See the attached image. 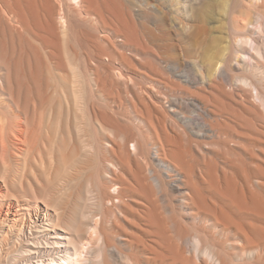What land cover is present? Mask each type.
I'll return each mask as SVG.
<instances>
[{
	"label": "bare ground",
	"instance_id": "bare-ground-1",
	"mask_svg": "<svg viewBox=\"0 0 264 264\" xmlns=\"http://www.w3.org/2000/svg\"><path fill=\"white\" fill-rule=\"evenodd\" d=\"M239 1H242L243 3L248 2L251 6L254 7V9L257 6L259 7L264 6V0H239ZM236 3H237V0H205V1L204 0H0V63L3 65V69H4L3 73H5L3 76V80L1 78L0 80H2V84L8 87L9 89L15 88V90L17 89L19 91L23 87V82H22V79H23L22 72H24L22 69V65H23V67H25V70L27 71V75H28L27 77L29 78V80L33 84L39 83L40 69L37 63V58L39 54L36 51H32L28 47L23 46L22 38L24 36L23 34H25L24 32L31 34L34 37V39L39 41L43 45L44 49L46 50V54H48L49 57L51 56V58H60L61 53H62V43L68 42L69 44H71V47L69 48H71L72 50L74 47H78L81 49H85L87 47L93 48L96 52V57L100 59V55L103 54V50L99 47V44L97 42L98 39L96 41L95 36L91 35L89 31H88L89 34L75 31L77 26L81 27L84 25V22L82 20L80 21V19H78L76 15V12H78L77 10L81 8H84V10H86V12H88L89 14L91 13L95 15L98 19L99 24L105 29V31L107 30L110 33L112 38L116 40L121 39V43H120L121 48H123L124 51L130 52V55H127L124 52L121 53V51L119 53L118 52L119 49L117 51L119 58L126 66H128L131 70L136 71L137 69L135 66V63H136L135 56L137 58L140 57L141 58V59L139 58L140 62L137 61V64L140 65L142 69H145L147 72H150V75L152 73H156L155 64H157L156 61L160 59V56L158 55L159 51L157 53L152 47L153 45H151V41L155 40V38H153L154 36L148 35L149 36L148 38H150V36L151 38H153L149 40L146 36L147 34L142 32L140 25L143 26V23L140 24V21H139L140 18L138 19L140 13L142 12V14H144L145 17L150 16L154 18L155 19V22H153L154 24L156 23V20H157L161 22L164 27L169 25V27L173 26L174 28H176L178 30V32L176 33L177 36L179 34L180 36H182L181 38L184 39L181 46L177 44L180 47L179 49L180 53L178 52L179 50L177 51L178 54H180L178 56L182 58V61L185 63V65L187 64L188 66L191 67V69L194 70V74L192 75V77L186 76L187 78L185 79V82H184L186 87L182 88L179 86L181 85L179 83L181 81H178L179 84L177 85L173 84L174 87H172L171 83L169 82L170 80L169 81L165 80L166 76L163 77L165 81H163V79L155 80L156 78L153 80V78H151L149 74H147V72L144 71L143 72L144 74H141L143 75V78L145 77L147 80H150L149 82L156 84L157 86H163L167 92L164 94L160 92L156 93L157 90L156 91L154 90L155 88L152 87L153 86L152 84V86H150V89L148 87V92L146 94L145 93L143 94L142 92L144 91L142 90L138 91L140 89H137L136 86H134L136 88L135 92L137 94H135V102H133L132 105H129V106L133 109L132 112L134 113L133 116L137 118L136 121L139 120L146 126V133L150 134L151 137L153 138L164 141V145L160 148L159 151L161 152L163 156L170 157V159L174 162V166L173 167L171 166V167L174 168L175 171H178L176 172L177 173L176 176L172 178L170 176H167L169 177L170 181L167 183V179H166L165 182L166 184H168L167 186L171 187L178 194H180L181 197L179 198L181 202L186 204L184 205L185 208L191 211L192 213L191 218L193 219V221L195 222L197 221L199 224L204 226V229H203V231L205 232L204 237H199L196 239L192 237L193 235L191 236V239L192 238L196 239V242L195 241L194 242L197 243V246H198V247L195 246L196 244L194 243V247H195L194 249H197V248L200 249L199 246L203 245L206 242V238L207 239H210L212 237H218L219 239L228 238L230 241H232L231 248L233 250V256L238 262V261H243L245 259H258L260 257H264V99H263L262 93L260 92L262 87H260V90H259L258 87L254 86L252 88L254 95H251L252 85L249 90L247 89V87L250 84H248L247 82L243 83V81H241L242 82L241 84H244V86L242 87L240 86L239 88L235 86L239 90L234 91L232 89L231 91L230 86H228L230 87V89H227L228 87L224 88L223 84L221 83L222 78L220 77L222 76L221 74L224 71L223 68L225 66L223 67V65L229 62L227 59V56H231L232 59L230 60V62L231 61L234 62V66L238 69L240 65H242V63L244 62L245 64H247V62L253 64L255 60L262 61V62L264 61V14L260 13L259 11L258 13L257 12L254 13L253 16H250L247 13L248 11L246 12L247 7H246V10L239 9L236 7ZM187 11H189L190 13L189 16H185V13ZM80 13L81 12H79V15H81ZM104 14L107 17H105ZM218 18L221 19L220 29L222 30V32H224L225 37L223 36V38H225V42H226L225 43L226 46H222V47L220 46V42L222 41V38L220 39L218 36H216V34L213 35V33L217 32V29L219 28L218 27L219 24L218 25L216 24L213 27L208 26L209 22H212L216 19L218 22L219 21ZM157 24L159 23L157 22ZM156 31L158 30L156 29ZM159 34H162V32ZM176 34L174 33L175 36ZM104 38L108 43H113L110 39H108V36ZM180 39H176V40L180 41ZM168 43L171 44L173 42H168ZM168 43H165V45L167 44L168 46ZM230 47L232 49V53L229 55ZM78 48L76 49V51L78 50ZM160 48L162 49V47ZM156 49H159V48H156ZM76 51H75V54H76ZM104 51H106V49ZM77 55H78V52L76 54V58H77ZM81 56L82 55L78 56V59ZM65 57L67 56H64V58ZM55 60L56 59H54L53 61L56 65V63L57 62L59 63L60 60L59 61L57 60L56 62ZM65 62L66 63H64V65L65 64L68 65L67 63L68 61L66 60ZM89 62H91V60ZM166 62L169 63L170 61H166ZM255 63H258V62H255ZM58 65H60V63ZM219 65H221L222 67H219ZM84 66H85V63H84ZM168 66L171 67V65H168ZM262 67L263 66H261V68ZM84 68H87V67H84ZM177 68H174V69H177ZM3 69L1 71H3ZM58 70H60V68ZM71 70H72V73H74V71L76 73L77 71L75 69H71ZM261 70L262 69H260V71ZM102 71L100 72V74L106 73L105 71L103 72ZM247 71H249V68ZM190 72H193V71L191 70ZM230 72H227V73H230ZM243 73L244 72H242V74ZM43 74H44V71H43ZM259 74H263V73L260 72ZM73 75H78V74H72V76ZM106 75L108 76V74ZM133 75H136V74H133ZM44 76L45 75H43V77ZM244 76H246V73ZM235 77H233V79ZM246 77L248 79V76ZM74 78L75 77H73V80ZM95 78H97V74ZM112 78L118 79L116 78V73H115V77H112ZM129 79L131 80V78ZM120 80H121V77H120ZM124 80H125V77H124ZM130 80H128L129 83L130 84L132 83L134 85V82H131ZM239 80L240 79H238V82H240ZM74 81H77V80H74ZM101 81L105 83L103 79H101ZM128 81L125 80L124 82L125 85ZM223 81H224V78H223ZM100 82L98 83L100 84ZM112 83H113V80H112ZM227 83L228 81L226 82V84ZM75 84L72 87L75 86L74 88H76L77 84L76 85ZM228 84L230 85L231 82H229ZM133 85H130L132 86V89H134ZM96 86L98 85L96 84ZM111 86H113V84H111ZM128 86L129 84L127 85V87ZM72 87L69 88L67 86V88L71 90H72ZM25 89H26V85H25ZM43 90H44V87H43ZM98 90L100 91V89ZM74 92H75L74 95L72 94V92H70L74 96V97L72 96L73 98L77 97L76 94L78 93V92L76 93V90H74ZM99 93H103V92H99ZM109 93L110 92L107 93L108 97H109ZM127 93L130 95L129 91ZM138 93H141V94H138ZM30 94H31V89H30ZM80 97H81V93H80ZM75 99H78V97ZM21 100H23L24 102L23 98ZM125 101L127 102V100ZM252 101L254 103H252ZM28 102L29 101L27 100L26 103L29 106L30 104ZM80 102L82 103L83 100L82 101L79 100V103L78 102L77 103L80 104ZM74 103H76V101H74ZM119 103L121 104V102ZM81 106H79V108H81ZM197 106H201L203 109L207 110V112L205 113L201 112L199 109H197L198 108ZM24 107L25 106H23V108ZM76 107H77V104H76ZM20 108L22 109V105H20ZM131 108H129V110ZM169 108H173V110H175V108H179V109L185 108L188 114L191 113L190 116H184V115H181L182 113L181 112L179 113L180 117L178 119L175 117L178 120V123H181L185 127L186 132L180 131L181 129L178 130V123L176 121L175 122L172 121L170 118L169 110L171 109ZM260 108H262V110ZM186 110H182V111H186ZM15 111H17V109ZM173 113L175 114V112ZM102 115L104 114L102 113ZM105 115H106V112H105ZM176 115L178 114L176 113ZM112 119L113 118H111V120ZM19 121L23 123L25 120L24 121L19 120ZM108 121H110V119ZM121 122L123 121L121 120ZM259 122H261L263 126L261 124L259 125L258 124ZM20 125L21 124H19V126ZM29 126L30 125L28 123V127ZM112 128L116 130L115 126ZM22 129H19V130H22ZM99 129H100V126H99ZM128 131H129L128 132V139H129L131 136L133 137L134 133L133 131H130V130ZM199 133H202L205 136H208L210 134L212 136L220 137V138H223V137L237 138L241 142L245 143L247 146L258 147L260 149L258 153L256 154L252 150L247 149L243 146L236 147L235 149L225 150L221 154L218 153L220 151H217V153H215L216 152L215 148L213 149L215 150V152L214 151H203L201 149V152L197 153L195 152V150L191 148L190 143L187 142V140L190 139V137L192 136L200 135ZM14 135H12V137ZM20 135H22V133L19 134V136ZM140 135H143V133L140 132ZM17 136H18V133H17ZM201 136L202 135H200V137ZM22 138H25V137H23L22 135ZM14 139H15V136H14ZM2 145L4 146V144ZM89 148L91 147L89 146ZM119 155H120L121 161L123 162L122 164H124L125 168H127V166H129L131 163V157H130L129 151L127 149H121V151L119 152ZM134 155L135 154H133V156ZM141 161L142 160H140V162ZM134 166H135V172L132 173V170H131V173H132L131 178H132L134 185L137 188L136 187L134 188L133 186H131L130 191L136 192V191L141 190L144 193L141 195L139 194L140 195L139 198L142 201L140 202L139 208L135 211L136 214L134 213L136 215L138 226L140 227L138 228L139 235H130L128 239L129 241L128 246L138 250L141 254L147 255L148 258L144 260L146 261V264H213V262L216 259H217L218 264L219 263L226 264L225 260L218 259V255L214 251H212V249L210 251V248L209 250H206L207 253L206 251L204 253L205 255L207 254L206 258L200 259L194 253L187 255V252H186L187 250H185V248L182 245V235H184L185 229L182 227V225H180L173 218L168 219L164 215L163 210H161L163 206L162 207L158 206L159 203L157 204V200L154 197L155 193H153V189L155 187L152 189V187L154 186L153 183H151L152 185L151 187L150 183L148 182L149 177H150L149 173L151 174L150 179L154 181L156 186H161L162 181L157 177L156 174L153 173L152 170L148 172L149 177H147V175H145V172L147 173V171H145L144 167H142L139 164H135ZM114 170H118V169H114ZM166 170H168V168ZM109 175L110 174H108V176ZM158 175H160V173ZM101 180L104 181V179H101ZM120 180L123 181L122 179ZM121 185L123 184L121 183ZM128 185H131V184H128ZM2 191L3 190L0 187V196H2V193H1ZM117 191H115V193ZM154 191L157 193L156 190ZM128 196H129V193H128ZM158 199H162V198L160 197ZM108 203L109 205L111 204L110 202L107 201V204ZM120 203L122 202L120 201ZM95 207L97 208V206ZM129 207L126 204H123L121 206V208L126 211H129L130 209ZM34 208L35 209L33 211H30V212L25 211V212H20L19 214H17V211L23 208L18 209L14 203H8L6 205V210H5L6 213H4L2 210L0 211V223L2 227L3 225H8L10 223L11 217H13L14 223L16 222L20 223L22 221V228L20 227L21 230H18L19 234L18 236H16L17 239L21 238L22 240L23 238L25 241V236H27L25 233L27 230L29 231L31 229H35L39 233V235L37 236H35L37 233H35V235L33 233L32 234L33 237H31L29 234L30 238H28L27 236L26 241H28L29 243L27 244L24 243L25 245L24 253L26 254L25 256L26 258L23 264H73V263L88 264L87 260H83L81 258V250L84 248V246L81 244L80 240L78 242H74L72 241V239L70 240V238H67L64 234L59 233L55 230L53 226L54 225L56 226L57 223L56 224L53 223L54 219L52 220V217L54 214L51 215L49 213L47 206L46 208L39 207V206H36ZM98 209L99 208H97V210ZM188 212L186 213L187 215H188ZM94 213H96V211H94ZM168 215H170V213ZM56 216H59L58 213ZM88 217H87V220H88ZM123 219H125V216ZM85 225H89V224H85ZM117 226L119 225L117 224ZM58 227L61 228V226H58ZM58 227L56 228L57 230H59ZM86 227L88 228L89 226H86ZM93 227L94 226L91 227L93 231L92 234L97 235V232L100 234V225L96 224L95 227L94 228ZM13 228H16V226ZM32 231L33 230H31V233ZM46 231L48 232L51 231V232L47 233ZM68 232L70 233V230ZM3 233H5L4 229H3ZM129 234H131V232ZM79 239H82V238H79ZM7 240H8V237L5 241ZM185 241L186 240H184V242ZM99 242L98 244L100 246ZM103 244L105 245V248L112 246L108 242H105ZM79 247H82V248L80 249ZM185 247H188V245H185ZM190 249L192 248L190 247ZM117 252L118 251L116 249V253ZM97 253H99V251ZM93 254H95V252ZM196 254L199 255L198 250ZM74 255H76V258H73ZM89 255L90 254L88 253V256L86 257L87 259H89L90 257ZM135 259L136 258H134V261ZM133 262H129L128 264L133 263ZM135 262L136 264L138 263L137 261Z\"/></svg>",
	"mask_w": 264,
	"mask_h": 264
},
{
	"label": "rangeland",
	"instance_id": "rangeland-1",
	"mask_svg": "<svg viewBox=\"0 0 264 264\" xmlns=\"http://www.w3.org/2000/svg\"><path fill=\"white\" fill-rule=\"evenodd\" d=\"M248 4H249L248 2L243 3L242 1L237 0L236 7L239 9H245V10L247 7L246 12L248 11L247 13L250 16H253L254 13H256V12L258 13L259 11H260V13L264 14V6H260V7L257 6L254 9L253 6H251L250 4L248 6ZM256 8H258V9H256ZM77 11H78V12H76L77 18L80 19V21L82 20L84 22V25L81 27L77 26L75 31L83 32V33H88V31H89V33L91 35L95 36L96 41L98 39L97 42L99 44V47L103 50V54L100 55V59H98L96 57V52L93 48L87 47L85 49H81L78 47H74L72 50L71 48H69V47H71V44H69L68 42L62 43V53H61L60 58H51V56L49 57V55L46 54V50L44 49L43 45L39 41L34 39V37L31 34L24 32L25 34H23V35L26 37L23 36V38H22L23 46H26L30 50L36 51L39 54L38 58H37V63H38L39 69H40L39 83L33 84L29 80V78L27 77L28 76L27 71L25 70V67H23V65H22V69L24 71V72H22V74H23V76H22L23 77V79H22L23 87L19 91L17 89L15 90V88L9 89L8 87H6L5 85L2 84L3 76L5 73H3L4 72L3 65L0 63V78L2 79V80H0V144L1 143L4 144V146L2 144L0 145V147L1 146L3 147V148L2 147L0 148V187L3 190L1 192L2 196H0V199H1L0 200V211L2 210L4 213H6L5 210H6V205L8 203H14L18 209L23 208V209L17 211V214H19L20 212H25V211L26 212L33 211L35 209L34 207H36V206L44 207V208H46V206H47L49 213L51 215L54 214L52 217V220L54 219L53 220L54 224L57 223L56 226L55 225L53 226L55 228V230L59 233L64 234L67 238H70V240L72 239V241H74V242H78L80 240L81 244L85 248V249L83 248L84 250L83 249L81 250V258L83 260H87L88 264H91V263L92 264H99V263L100 264H117L119 261H120L119 262L120 264H128L129 262H133L134 258H136L135 261H137L138 263L146 264V261H144V260L146 258H148V256L141 254L138 250L128 246L129 236L130 235H139L138 228H140L138 226L135 211L139 208L140 202L142 201V200H140L139 196L141 194H143L144 192H142L141 190L136 191L137 193L134 191H130L131 186H133L134 188L136 187L132 181V178H131L132 175L131 174L133 172H135V166L134 165L139 164L142 167H144L145 171H147V173L145 172V175H147V177L150 176L148 182L150 183V185H151V183H153L154 186L152 187V185H151L152 189L154 187L157 188V189H155V188L153 189V193H155L154 197L157 200V204L159 203L161 205L160 206L158 204V206L159 207L163 206L161 210H163L164 215L168 219L173 218L180 225H182V227L185 229L184 230L185 233H184V235H182V245L185 248V250H187L186 251L187 255L194 253L200 259L206 258L207 254L205 255L204 253L206 250H209V248H210V251L212 249V251H214L218 255V259L225 260L226 264H264V257H260L258 259H245L243 261L237 262V260L233 256V250L231 248L232 241H230L228 238H226V239H219L218 237H212L210 239L206 238V242L203 245L199 246L200 249L199 248L194 249L195 248L194 243L196 242V239L199 237H204V235H205V232L203 231L204 226L199 224L197 221L196 222L193 221V219L191 218V215H192L191 211H189L185 208L184 205H186V204L181 202V200L179 198V197H181L180 194H178L171 187L167 186L168 184H166V182H165L166 179H167V183L170 181L169 177H167V176H170L172 178V177L176 176V174H177L176 172H178V171H175L174 168H172L174 166V162L170 159V157L169 156H163L161 154V152L159 151L160 148L164 145V141L153 138V137H151L150 134L146 133V126L142 122H140L139 120L136 121L137 118H135V116H133V114H134L132 112L133 109L129 106V105H132L133 102H135V94H137L135 92L136 88L140 89L138 91L142 90V91H144L142 93L146 94L148 92V87L150 89V86H152L153 83L149 82L150 80H147L145 77L143 78V75H141V74H144L143 72L146 70L142 69V67H140V65L137 64V61L140 62V60H139L140 57L137 58L135 56V59H136L135 66H136V69L138 71L137 70L136 71L131 70L128 66H126L121 61V59L118 56V52L120 53V51H121V53L124 52L125 54L130 55L129 51H124L123 48H121V46H120L121 39L116 40V39L112 38L110 33L107 30L105 31V29L99 24L98 19L95 15H93L91 13H90L91 14L90 15L88 12H86V10H84V8L78 9ZM79 12H81L80 13L81 15H79ZM186 13H187V15H186ZM186 13H185V16L190 15L189 11H187ZM105 17H107V16L105 15ZM139 18H140V20H139L140 24L143 23V26L140 25L142 32L147 34L146 35L147 38L149 37L148 35L154 36L153 38H155L156 41L152 40L153 42L151 41V45H153L152 47L154 48V50L157 53L159 51L158 55L160 56V59H158L156 61V63L158 65L155 64L156 73H152L150 75V72L146 71L147 74H149V76L151 78H153V80L155 78H156L155 80H162V79H163V81H165V80L169 81L170 80L169 82L171 83L172 87H174V85H177L180 83L181 85H179V86L182 88H185L186 85L184 84V82H185V79L187 78L186 76L192 77V75L194 74V70L191 69V67L188 66L187 64L185 65V63L182 61V58L180 56H178V55H180V54H178V52L180 53V50H179L180 47L178 45L181 46L184 39L181 38L182 36H180L179 34L177 36L176 33L178 32V30L176 28H174L173 26L169 27V25H168V26H166L167 27L166 28L163 26V24L161 22H159L157 20H156V23H155L156 25H155L153 23V22H155V19L150 17V16L145 17V15L142 14V12L140 13L138 19ZM157 22L159 24H157ZM216 24L217 25L219 24V26H218L219 31L217 29V32L213 33V35L216 34V36H218L220 39L222 38V41L220 42L221 47L226 46L225 45V43H226L225 38H223V36L225 37L224 32H222V30L220 29L221 19H219L218 22H217V19L212 21V22H209L208 26L213 27ZM143 28L146 30H144ZM156 29L158 31H156ZM147 30H148V32H147ZM164 30H165V32H164ZM161 32H162V34H159ZM150 33H152V34H150ZM174 33L176 34V36L174 35ZM221 35H222V37H221ZM107 36H108V39H110L113 43H108L105 40L104 37H107ZM151 36H150V38H148L149 40L153 39V38H151ZM169 38H171V39H169ZM176 39H180V41L176 40ZM174 41H175V43H174ZM168 42H173V43L170 44ZM165 43H168V46H167V44L165 45ZM161 44H163L164 46ZM221 44H223V45H221ZM261 45H263V44H261ZM37 46H38V48H37ZM172 46H174L177 49H175ZM108 47H110V48H108ZM160 47H162V49ZM77 48H78V50L76 51ZM104 48L106 49V51H104L105 50ZM156 48H159V49H156ZM118 49H119V51H118ZM229 50H230V52H229ZM229 50H228V52L230 55L232 53L231 47L229 48ZM75 51H76V54L78 52L77 58H76ZM81 53H83V54H81ZM113 53H115V54H113ZM63 55L67 56V57L64 58ZM80 55H82V56L79 57V59H78V56H80ZM165 56H166V58H165ZM229 57H230V59H229ZM54 59H56L55 62L57 60L58 61L60 60L59 61L60 65H58L59 64L58 62L55 65V63L53 61ZM227 59L229 61L228 63H230V64L226 63L225 65H223V67L224 66L225 67L223 68L224 71L222 72V74H221L222 76L220 77V78H222L221 83L223 84L224 88L230 86L231 89H230V87H228L227 89H230L231 91H232V89L234 91H238L239 89H237V87L239 88L240 86L241 87L244 86V84H241L242 83L241 81H243V83L247 82L248 84H250L247 87V89L250 90V87L252 85L251 95H254L253 89H252L254 86L258 87L259 90H260V87H262L260 92L262 93L263 99H264V90H263L264 89V84H263L264 83V75H263L264 72H262V71H264V61L262 62V61L255 60V62H258V63L254 62L253 64H251L249 62H247V64H245V62H244V63H242V65H240V67L238 69L234 66V62H232V61L230 62V60L232 59L231 56H227ZM66 60L68 61L67 62L68 65L70 64L71 66L70 65L68 66L66 64L64 65V63H66L65 62ZM88 60L89 61L91 60V62H89ZM160 61H162L164 64ZM166 61H170V62L168 63ZM84 63H85V66H84ZM259 63L261 64V66H263L262 68H261ZM168 65H171V67ZM177 66H178V68H177ZM58 67L60 68V70H58L59 69ZM84 67H87V68H84ZM219 67H222V66L219 65ZM174 68H177V69H174ZM185 68H186V70H185ZM189 68L193 72H190L191 70ZM248 68H249V71H247ZM2 69H3V71H1ZM43 69H45V70H43ZM71 69L77 70L76 73H75V71H74V73H72ZM84 69H85V71H84ZM102 69L106 73L100 74ZM227 69H229V70H227ZM260 69H262V70L260 71ZM118 70H119L121 75L119 74ZM139 70H140V72H139ZM230 70H231V72H230ZM43 71H44V74H43ZM141 71H142V73H141ZM232 71L234 72V74ZM227 72H230V73H227ZM242 72H244V73L242 74ZM260 72L263 74H259ZM115 73H116V78H118V79L112 78V77H115ZM181 73H182V75H181ZM245 73H246V76H248V79L246 76H244ZM72 74H78V75L72 76ZM96 74H97L98 80H97V78H95ZM106 74H108V76ZM133 74H136V75H133ZM240 74H241V76H240ZM43 75H45V76L43 77ZM93 75H94V77H93ZM111 75H112V77H111ZM119 76L121 77V80L123 82L120 80ZM138 76H140V77H138ZM161 76H162V78H161ZM164 76H166L165 80L163 78ZM256 76H257V78H256ZM73 77H75L74 80H77V81H74ZM124 77H125L126 81L130 80L129 78H131L130 81L134 82V85L132 83L130 84L129 81L125 85ZM173 77H174V79L176 77L175 81H174ZM233 77H235V78L233 79ZM240 77H242V78H240ZM93 78H95V79H93ZM182 78H184V79H182ZM223 78H224V81H223ZM101 79H103L105 83H103V81H101ZM238 79H240L239 80L240 82H238ZM112 80H113V83H112ZM244 80H246V81H244ZM73 81L77 84L76 88H74L75 86L72 87L75 84ZM97 81L98 82L101 81L103 84L101 82L99 84ZM114 81H115V83H114ZM178 81H181V82L178 83ZM227 81H228V83L231 82V84L229 85L227 83L228 84L227 85L226 84ZM106 82H108V83H106ZM237 82L239 83V85ZM261 82H262V84H261ZM66 83H68V84H66ZM78 83H80V84H78ZM122 83H123V85H122ZM255 83H257V84H255ZM96 84L98 86H96ZM111 84H113V86H111ZM128 84H129V86L127 87ZM25 85H26V89L29 91V93L25 89ZM42 85L44 87V90H43ZM66 85L69 88L72 87L73 91L71 89L67 88ZM130 85H133L134 89H132V86H130ZM261 85H263V86H261ZM134 86H136V88ZM146 86H147V88H146ZM156 86H157L156 84H153V86H152L155 88L154 89L155 91L157 90L156 93L160 92V93L164 94L167 92L163 86H157V87ZM235 86H237V87H235ZM110 87H111V89H110ZM113 87H114V89H113ZM78 88H80L81 90ZM30 89H31V94H30ZM98 89H100V91ZM41 90H43V91H41ZM74 90H76V93L78 92L77 93L78 95L76 94L78 99H75L77 97L73 98L74 97L73 95L75 94ZM94 90H96V91H94ZM125 91H127V92L129 91L131 96ZM227 91H229V90H227ZM70 92H72L73 95ZM95 92H96V94H95ZM99 92H103V93H99ZM108 92H110L109 97L107 94ZM119 92H121L122 95ZM80 93H81V97H80ZM126 93L128 96L126 95ZM138 94H141V93H138ZM93 95H94V97H93ZM106 96H107V98H106ZM20 97H21V99L22 98L24 99V102H23V100L20 99ZM25 97H27V98H25ZM79 98H81L83 100L82 103L80 102V104L82 106L80 104H78L79 100L82 101ZM129 98H131L133 100H131ZM119 99H120V101H119ZM25 100L29 101L28 102L30 104L29 106L27 105ZM125 100H127V102ZM129 100H131V101H129ZM74 101H76V103H74ZM119 102H121V104ZM252 103H254V102L252 101ZM76 104H77L78 108H79V106H81V108H79V110L76 107ZM20 105H22V109L20 108ZM23 106H25L26 108L25 107L23 108ZM126 106H127V108H126ZM167 106H168V104H167ZM27 107H29V108H27ZM197 107H198L197 109H199L201 112H204V113L207 112V110L203 109L201 106H197ZM129 108H131V109L129 110ZM16 109H17V111H15ZM169 109H171L172 111ZM169 109L168 110H169V115H170L171 120L174 122L176 121L177 123H178L177 119L180 117L179 113H181V112L184 113V114L181 113V115H184V116H190V114H191V113L188 114L187 110L185 108H181V109L175 108V110H173V108H169ZM260 109L262 110V108H260ZM21 110H23V111H21ZM182 110H186V111H182ZM92 111L94 112V114ZM19 112H20V114L23 112H25V113L20 115ZM105 112H106V115H105ZM173 112H175V114ZM102 113L106 117L104 115H102ZM176 113L178 115H176ZM16 114H17V116H16ZM96 114H98V115H96ZM192 114H194V113H192ZM129 115H130V117H129ZM111 118H113L115 120H113V119L111 120ZM28 119L29 120L31 119V120L29 121ZM109 119H110V121H108ZM19 120H23V121L25 120V121L24 122L22 121L23 123H21V121H19ZM116 120H117V122H116ZM121 120L123 122H121ZM200 121H201V119H200ZM108 122H110V123H108ZM28 123L30 125L29 127H28ZM118 123H120V124H118ZM19 124H21V125L19 126ZM97 124H98V126H97ZM124 124H125V126H124ZM258 124L259 125L261 124L263 126V124L261 122H259ZM140 125L143 127H141ZM99 126H100V129H99ZM114 126H115L116 130H114V128H112ZM107 127H109V128H107ZM19 129H22V130H19ZM121 129H122V131H121ZM127 129L130 131H133V133H134L133 137L131 136L129 139H128V132L129 131ZM18 130H19V132H18ZM178 130H180L182 132H186L185 127L181 123H178ZM23 131H24V133H23ZM28 131H30V132H28ZM123 131L126 132L127 134L124 133ZM121 132H122V134H121ZM140 132L143 133V135H140ZM17 133H18V136H17ZM21 133H22L23 137H25V138H22V135L19 136V134H21ZM123 134H125L126 136ZM199 134L202 136L201 137H200V135L192 136V137H190V139L187 140V142L190 143L191 148L193 150H195V152H197V153L201 152V149H202L203 151H214V152L216 150L215 153H217V151H220L218 153L221 154L225 150L235 149L236 147L243 146L247 149L252 150L256 154V153H258V151L260 149L258 147L247 146L245 143L241 142L237 138H231V137L220 138V137L212 136L210 134L208 135L210 137H208L202 133H199ZM12 135L15 136V139H14V136L12 137ZM16 138H18L19 140ZM19 142H21V143H19ZM18 143H19V145H18ZM93 143H94V145H93ZM107 143H108V145H107ZM129 143H131V144H129ZM104 144H105V146H104ZM115 144H117V145H115ZM134 144H135V146H134ZM119 145H121V146H119ZM139 145H141V146H139ZM89 146L91 148H89ZM205 146H207V147H205ZM155 147H156V149H155ZM202 147H204V148H202ZM214 148H215V150H213ZM218 148H219V150H218ZM91 149H93V150H91ZM121 149H127L130 153L131 163L129 166H127V168H125V165L122 164L123 162L121 161V158L119 155V152L121 151ZM167 149H168V147H167ZM196 149H197V151H196ZM199 149H200V151H199ZM140 152H142L143 154ZM133 154H135V155L133 156ZM140 154H141V156H140ZM165 157H166V159H165ZM139 159L142 160L143 162L141 161L142 162L141 163ZM116 167H118V168H116ZM161 167H163V168H161ZM167 168H168V170H166ZM114 169H118V170H114ZM131 170H132V173H131ZM150 170H152L153 173L156 174L157 177L162 181L161 186H156L154 181H152V179H150L151 174L149 173V176H148V172ZM159 173H160V175H158ZM167 173H168V175H167ZM108 174H110V175L108 176ZM161 177H162V179H161ZM165 177H167V178H165ZM101 179H104V181ZM120 179H122L123 181H121ZM98 180H100V181H98ZM109 180H111V181H109ZM104 183H106V184H104ZM107 183H109V184H107ZM121 183L123 185H121ZM128 184H131V185H128ZM5 190H6V192H5ZM114 190L115 191L118 190V191L115 193ZM154 190H156L157 193ZM169 191H171V192H169ZM106 193H108V194H106ZM128 193H129V196H128ZM98 194H99V196H98ZM106 195H108V196H106ZM160 197L162 199H158ZM107 201L110 202L111 204L110 205H109V203L107 204ZM120 201L122 203H120ZM34 202H36V203H34ZM19 203H20V205H19ZM173 203H175V204H173ZM123 204H126L128 207L131 206V207H129L130 208L129 211H126V210L121 208V206ZM2 205H3V207H2ZM95 206H97V208H99V209L97 210V208ZM31 208H33V209H31ZM24 209H26V210H24ZM49 209H51L52 211L54 210V211L52 212ZM55 209H56V211H55ZM167 209H169V210H167ZM184 209L187 212L189 211L190 213L188 212V215H187L186 214L187 212ZM117 210L120 212H118ZM183 210L185 213L183 212ZM92 211H93V213H92ZM94 211H96V213H94ZM115 212H116V214H115ZM57 213L59 216H56ZM90 213H92V214H90ZM169 213H170V215H168ZM123 215L125 216V219H123L124 218ZM87 217H88V220H87ZM11 218H10V223L8 225H3V227H2V225L0 223V236H2V237H0L1 238L0 239V264H16V262H17V264H23L25 261V258H26L25 257L26 254L24 253V249H25L24 243L25 244L29 243L28 241H26L27 236H28V238H30V236L33 237L32 236L33 233H34V235H35V233H37L35 236L39 235V233L35 229H31V230H33L32 233H31V230H29V231L27 230L25 233L27 235V236H25V241L23 238H22V240H21V238L17 239L16 236H18V234H19L18 230H21V228H22V221L20 223L19 222L14 223L13 217H11ZM57 218H58V220H57ZM95 223L97 225H100V234L97 232V235L92 234L93 231L91 229L92 226L95 227V225H96ZM83 224L84 225L89 224V225L84 226ZM117 224L119 226H117ZM134 224H135V226H134ZM194 225H195V227H194ZM11 226H12V228L16 226V228H13L15 230H13L11 228ZM58 226H61V228ZM86 226H89V227L87 228ZM57 227L59 230L56 229ZM48 228H50V227H48ZM80 228H81V230H80ZM3 229H4L5 233H3ZM50 229H52V228H50ZM112 229H113V231H112ZM69 230H70V233L68 232ZM83 230L86 232H84ZM46 232L50 233L51 231H49V232L46 231ZM119 232H121V233H119ZM128 232L129 233L131 232V234H129ZM200 232H201V234H200ZM29 234H30V236H29ZM71 235H72V237H71ZM191 236L196 238V239L192 238L193 239L192 240ZM7 237H8V240L5 241L7 239ZM79 238H82V239H79ZM98 239L100 242L98 241ZM17 240H19V241H17ZM184 240H186V241L184 242ZM96 241H97V243H96ZM4 242H5V244H4ZM98 242L100 243V246H99ZM101 242H102V244H101ZM105 242H108L112 246L105 248V245L103 244ZM195 244H196L195 246H197V243H195ZM185 245H188V247H185ZM121 246H122V248H121ZM88 247H89V249H88ZM91 247H93V248H91ZM190 247L192 249H190ZM79 248L81 249L82 247H79ZM130 248H131V250H130ZM116 249L118 251L117 253H116ZM125 250H127V251H125ZM197 250H198V253L200 256L196 254ZM98 251H99V253H97ZM94 252H95V254H93ZM88 253L90 254L89 259L86 258L88 256ZM206 253H207V251H206ZM122 254L125 258L122 256ZM202 255H203V257H202ZM74 256H73V258H76V255H74ZM119 256H121V257H119ZM99 258H100V260H99ZM121 258H123V259H121ZM134 262L130 263V264H136V262L135 263ZM215 263L218 264L217 259L213 262V264H215ZM73 264H79V263H73Z\"/></svg>",
	"mask_w": 264,
	"mask_h": 264
}]
</instances>
